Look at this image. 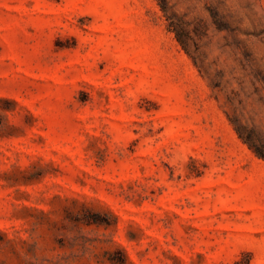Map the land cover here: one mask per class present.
Returning <instances> with one entry per match:
<instances>
[{"label": "rangeland", "instance_id": "1", "mask_svg": "<svg viewBox=\"0 0 264 264\" xmlns=\"http://www.w3.org/2000/svg\"><path fill=\"white\" fill-rule=\"evenodd\" d=\"M256 150L264 0H0V264H264Z\"/></svg>", "mask_w": 264, "mask_h": 264}, {"label": "trees", "instance_id": "2", "mask_svg": "<svg viewBox=\"0 0 264 264\" xmlns=\"http://www.w3.org/2000/svg\"><path fill=\"white\" fill-rule=\"evenodd\" d=\"M161 7H162V9L164 11H166V5H165L164 1L161 2ZM256 151H257V153H258L259 156L264 157V152H261L260 150H256Z\"/></svg>", "mask_w": 264, "mask_h": 264}]
</instances>
